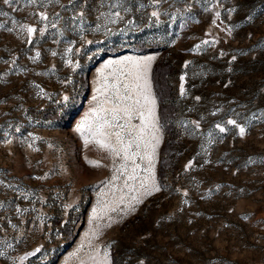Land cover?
Instances as JSON below:
<instances>
[{
    "label": "rangeland",
    "instance_id": "rangeland-1",
    "mask_svg": "<svg viewBox=\"0 0 264 264\" xmlns=\"http://www.w3.org/2000/svg\"><path fill=\"white\" fill-rule=\"evenodd\" d=\"M0 25V264H264V0H0ZM135 63L160 143L126 184L81 125Z\"/></svg>",
    "mask_w": 264,
    "mask_h": 264
},
{
    "label": "snow or ice",
    "instance_id": "snow-or-ice-1",
    "mask_svg": "<svg viewBox=\"0 0 264 264\" xmlns=\"http://www.w3.org/2000/svg\"><path fill=\"white\" fill-rule=\"evenodd\" d=\"M8 2L9 0H4V3ZM26 2L35 4L36 0H26ZM152 15L156 16L157 13L153 12ZM216 15L218 17L220 14L217 12ZM39 16L41 20H47L48 18L44 13H39ZM0 27H3V25H0ZM21 31L26 32L31 37L33 33L37 32V29L28 24H23ZM28 42L31 43V40ZM204 43H208V41ZM53 55H56V53H53ZM35 58H39L38 52ZM153 59L154 57L144 58L145 61ZM124 75L127 79L121 81L117 77L116 83L110 86L111 94L107 95L104 101L99 102L98 107L91 109L95 116V124H82L81 128L87 127L91 137V140L85 137L86 146L95 141L100 147L106 149L110 155L123 161L116 171L121 174L128 172L129 162H131V172L126 177L127 184L128 180L137 178V169L141 167L137 163V158L140 161H148V167L144 168L143 171L152 172L153 156L155 155L156 146L160 143V136L158 135L160 127L156 114V99L151 94V86L147 79V65L142 66L140 63H135L134 70H130ZM180 79L183 81L184 77L181 76ZM180 87L181 95H184L183 83ZM98 91L101 90L98 89ZM93 99L95 100L96 97H93ZM105 104L109 107H104ZM101 113H104V115H101ZM134 120H138L139 123H133ZM227 123L238 127L241 136L245 134V128L237 125L236 121L229 120ZM217 127L221 132L225 131L220 125H217ZM149 146H151V152L147 151ZM90 163L93 166H100L98 161ZM116 178L113 177V179ZM141 187H144L143 183ZM153 187L155 191L160 190L155 184H153ZM132 199H136V197H132ZM105 259L107 260V253H105Z\"/></svg>",
    "mask_w": 264,
    "mask_h": 264
}]
</instances>
